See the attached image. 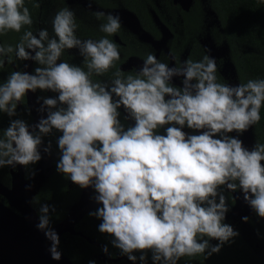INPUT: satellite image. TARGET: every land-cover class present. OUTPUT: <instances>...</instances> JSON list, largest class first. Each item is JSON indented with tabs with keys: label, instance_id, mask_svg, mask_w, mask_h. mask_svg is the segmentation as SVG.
<instances>
[{
	"label": "clouds",
	"instance_id": "9594fccd",
	"mask_svg": "<svg viewBox=\"0 0 264 264\" xmlns=\"http://www.w3.org/2000/svg\"><path fill=\"white\" fill-rule=\"evenodd\" d=\"M93 15L103 20L99 39L77 35L75 12L67 6L52 17L51 34L47 28L34 32L25 0H0V36L24 29L15 46L0 43V67L13 53L16 61L38 65L31 73L12 71L0 83V114L9 117L0 132V168L36 164L42 152H51L44 138L59 133L57 173L94 190L99 206L89 215L101 221L98 231L111 236L122 256L133 264H147L149 252L152 264L207 259L239 235L225 223L231 197L226 199L224 189L239 190L264 218V143L250 150L240 139L261 119L264 78L218 82L217 61L207 50L199 60L172 66L149 52L129 74L111 71L120 50L110 37L120 31L121 18ZM71 49L82 57L80 65L61 59ZM174 77H182V87L173 84ZM37 90L55 94L37 97V111L46 115L33 125L14 119L18 105ZM121 108L134 121L131 126L121 122ZM50 211L55 209L48 204L39 207L36 228L59 261L60 238L50 227ZM102 251L109 254L107 245Z\"/></svg>",
	"mask_w": 264,
	"mask_h": 264
},
{
	"label": "trees",
	"instance_id": "16d2710c",
	"mask_svg": "<svg viewBox=\"0 0 264 264\" xmlns=\"http://www.w3.org/2000/svg\"><path fill=\"white\" fill-rule=\"evenodd\" d=\"M135 1L128 0L123 5L142 17L145 21L146 32L152 35L155 40L159 39V29H157L159 27L154 19L155 16L159 17V13L153 0H140L142 5H137ZM167 5H170V2ZM180 15L185 18L184 29L182 30L184 37L186 36L185 44L191 42L190 45L193 46L192 43L196 44L199 40L210 37L212 46H216L221 53L225 54L226 63L232 66L239 82L264 78V3H260L259 0H191L189 10L180 9ZM205 18L206 21H204ZM211 18H215V20H211ZM207 23H211L209 28H206ZM23 31L22 28L20 33ZM10 33L12 34L9 37L13 39L20 34L15 32H8L7 34ZM242 46H246L250 50H244ZM195 47H199V45ZM17 114V117H13L14 119L20 118L26 122L29 120L27 114L25 115L18 110ZM260 116V121L250 127V150L256 142L264 143V105L261 107ZM0 117V132H2L9 124V117L5 114H0ZM52 139L56 141L55 137ZM55 153L53 174L45 184L42 183L37 188L31 201L38 216L39 207L42 204L54 207L55 211L49 213L51 228L66 217L70 207L68 205H71L79 197V191L68 188L67 179L57 173L56 162L59 159V152L56 151ZM32 168V165L27 166V172L29 173ZM0 182L10 185L8 167L0 168ZM100 222L97 218L90 216L89 212L86 213L75 225V230L82 235L64 232L59 236L58 249L74 264H88L90 260H94L96 264H133L129 263L126 256H122L120 250L111 244L109 234H102L98 231ZM249 223L253 226L252 235L245 236L253 245L258 243L260 246H264V222L249 221ZM245 236L234 238L233 242L225 244L219 253H214L207 259L203 255L195 257L196 262L193 264H220L219 260L223 257L229 262L227 264H264V255L260 256L252 252L244 253V255L238 254L239 247L236 246L240 245V242L244 248H248L246 240H244ZM87 238L96 241L98 245L92 244ZM210 243L215 245L217 241L211 240ZM105 245H107L111 257L121 256V258L115 262L100 258L102 251L100 246ZM134 254L140 255L139 252ZM186 258L182 257L181 259ZM147 259H151L150 252ZM137 261L140 264L139 260ZM221 262L222 264L225 263L223 260Z\"/></svg>",
	"mask_w": 264,
	"mask_h": 264
},
{
	"label": "flooded vegetation",
	"instance_id": "af4514ba",
	"mask_svg": "<svg viewBox=\"0 0 264 264\" xmlns=\"http://www.w3.org/2000/svg\"><path fill=\"white\" fill-rule=\"evenodd\" d=\"M125 1L128 0H93L91 8L88 7L89 0H25V3L29 8L33 18L32 30L35 32L38 29L47 28L50 34L51 19L54 14L62 7H69L75 12L78 24L77 35L81 39H99L102 35H104L98 30V25L102 23L103 20H97L93 15L94 12L102 11L105 13V15L109 13L119 14L121 18V29L118 33L110 37V39L118 44L120 50V60L116 62L115 67L111 71L122 70L123 73L127 75L132 72L134 68L142 65L143 58L149 52L154 53L157 59L161 60L162 62L169 63V66H172V63L178 64L186 59L199 60L205 54V50H207V54H209L211 57H214L217 61L218 82H226L230 85H237L239 83L238 79H236L235 71L233 70L232 66L226 63L227 58L225 57V54L221 53L216 46H212L210 37L199 40V42H197L196 44L192 43L193 46L190 45L191 42L185 44L186 42H184V39L186 38V36L184 37V33L182 32L185 25V18L180 15V9H184L182 7V2L184 0H153V3L159 13V17L157 16L159 22H157L156 17L154 18L159 27L157 28L159 29V39L157 40H155L152 35L146 32L144 19L142 17H139L131 9L123 5V3H126ZM135 2L137 5H142L140 0H136ZM169 2L170 5H167ZM187 2L189 6L188 8H190L191 3L189 0H187ZM128 12L134 14L135 17H131ZM211 20H215V18H211ZM204 21H206V18L204 19ZM210 25L211 23H207L206 28H209ZM11 34L12 33L0 36V43L12 44L13 46H15V44L19 41L22 33L18 34V37L14 39L9 37L11 36ZM145 34L147 35V37ZM196 45H199V47H195ZM10 55L12 56V60L8 61L6 59L3 66L0 67V83L4 82L7 76L12 71L26 70L25 64L27 61H16L14 53ZM61 59L77 65H80L82 63V57L79 55L77 49L66 50ZM37 66L38 65L35 62L31 61L28 67V72H33ZM3 72H6L8 74H4ZM181 80L182 77H174L172 82L174 85L182 87ZM54 95L55 94L52 92H41L40 90H37L36 93L29 92L28 96L24 98L23 104L18 105L17 110L21 113L23 112V114L25 115H28L29 120L27 121V123L30 124L33 121V116L29 106V101L31 102L32 99L33 102L37 105V108H39V104L37 103L38 96L52 97ZM119 111L121 113V122L125 125V127L131 126L134 121L125 119L126 113L124 112L123 108H121ZM40 114L41 116L46 115V113ZM248 130H250V128ZM184 131L192 133V130L187 128H185ZM160 132L163 133V129H161ZM58 135L59 133H55L52 136L44 138L45 145H47V143L51 141V152L50 154L42 152V159L36 164L32 165L33 168L29 173L27 172L26 167L23 166L24 177L26 180L34 184L35 190H37V188L42 183L45 184L53 174V161L56 156L55 152L58 151V148L56 145V141L53 140L52 137L57 138ZM231 135H235V133H232ZM44 159L48 160L49 163H47V167H40L39 165ZM15 169L16 166L13 168V170ZM47 171H49L48 175L44 176V172ZM8 173L10 177L9 184L11 185V167H8ZM67 183L68 188L72 190L76 189L79 191V197L74 200L71 205H68V207L70 206L68 209L69 212L72 205L82 198L83 189H80L77 185H74L68 179ZM3 185L10 187V185ZM224 195L226 199L228 197H231V199H228L230 210L226 214L225 223L232 225L234 230H237L239 232V235L236 238L240 236L243 237L245 235L249 237L250 235H252L253 230V226L249 223V221L264 222V220L258 217L252 211L250 206L244 202L243 195L239 190L232 193L227 189H224ZM84 196L86 198L93 199L94 190L91 187L87 188ZM0 201H2L3 203H7V199L1 194ZM245 216L249 218L248 222H244L242 220V217ZM246 236L244 237V240H246L245 242L248 248H244L240 242V245L236 246L239 247L238 254L244 255V253L252 252L260 256L264 255V252H262L264 250V246H260L258 243L253 245ZM260 249L263 250L261 251ZM126 260L131 263V261H129L127 257ZM222 260L225 262L224 264L229 263L227 259L223 257L219 260L220 264H222ZM193 262H196L195 257H187L186 259H181L178 264H193ZM137 264H139L138 261ZM147 264H152V260L147 259Z\"/></svg>",
	"mask_w": 264,
	"mask_h": 264
},
{
	"label": "water",
	"instance_id": "95a60500",
	"mask_svg": "<svg viewBox=\"0 0 264 264\" xmlns=\"http://www.w3.org/2000/svg\"><path fill=\"white\" fill-rule=\"evenodd\" d=\"M191 3V0H189ZM184 9H189L187 0L182 2ZM131 17L134 14L128 12ZM156 20L159 22L157 16ZM146 35V34H145ZM147 37V35H146ZM31 60L25 65L26 72ZM28 96V94H27ZM29 106L32 112L33 125L39 121L41 114L37 111V105L31 99ZM48 160H43L40 167H47ZM49 171L44 172L47 176ZM30 186V187H29ZM87 189H83V196L72 205L66 217L60 222L53 225L57 234L60 236L64 232L82 235L75 230V225L88 212L99 205L94 199L86 198L84 194ZM36 193L34 184L24 177V168L22 165H16V169L11 167V185L7 187L0 183V194L7 199V203L0 201V264H74L61 250V259L53 260L48 251L50 241L44 233L36 228L38 223V214L31 204V200ZM92 244L98 243L87 238ZM101 250L103 246H100ZM100 258L115 262L121 258L111 257L103 251ZM131 263H133L131 261ZM137 264V262H136Z\"/></svg>",
	"mask_w": 264,
	"mask_h": 264
},
{
	"label": "rangeland",
	"instance_id": "374dc122",
	"mask_svg": "<svg viewBox=\"0 0 264 264\" xmlns=\"http://www.w3.org/2000/svg\"><path fill=\"white\" fill-rule=\"evenodd\" d=\"M242 49L244 50H250V48L246 47V46H242ZM251 133L250 130H247L242 136H241V140L244 143V146L247 147L249 149L250 147V143H251ZM264 220V218H262Z\"/></svg>",
	"mask_w": 264,
	"mask_h": 264
}]
</instances>
